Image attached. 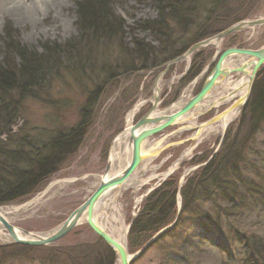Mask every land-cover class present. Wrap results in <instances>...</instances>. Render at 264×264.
<instances>
[{
    "label": "rangeland",
    "instance_id": "374dc122",
    "mask_svg": "<svg viewBox=\"0 0 264 264\" xmlns=\"http://www.w3.org/2000/svg\"><path fill=\"white\" fill-rule=\"evenodd\" d=\"M88 1L98 0H85ZM105 1L108 3L107 11L121 24L119 34L115 38L119 41L100 38L98 31L94 33L93 30H88L89 28L84 29L88 25L84 19L81 22L82 13L79 11V5L85 3L83 0H63L65 7L57 10L55 14L60 21L56 28L58 34L54 35L53 24L42 16L37 20L36 28L30 24L18 23L10 13L0 18V67L4 53L3 41L7 40L18 43L36 55L45 56V50L53 52L56 48L63 63L61 70L51 74L58 71L59 76L54 74L50 83L43 85L40 93H34L21 101L9 131L0 135V141L9 144L6 150L17 151V144L21 147V153H30V145L32 149L45 147L57 133L65 132L79 124L84 109H88L86 113L89 115L82 141L63 158L55 172L40 182L27 197L2 206H21L39 196L33 206L12 220L19 230L32 234L47 233L57 228L89 197L94 177L104 172L112 141L124 127L125 114L134 104L148 101L160 77L163 84L159 91V109L165 110L184 94L192 97L199 91L216 61V51L234 47L258 50L264 46L262 25L229 34L219 42L218 49L216 46L200 48L189 57L190 62L175 63L166 69L169 62L180 57L186 50L178 56L174 54L172 58H166L170 56L169 53L178 51L193 39H199L195 42L197 43L238 22L263 18L264 0ZM184 3L190 6L192 14L184 19L188 23L183 29L168 21L173 44L164 47L163 51L161 45L166 43L165 38L162 36L160 40L150 29H142L140 26L143 22L163 23L164 20H160L159 16L161 10L168 14V9H176ZM45 31L49 33L47 38L43 37ZM135 38L141 40L146 48H152L156 52L148 54L155 63L142 71L138 70L140 66L136 63L133 67L137 68L136 71L129 72L126 58L121 56L124 54L121 47H126L131 52ZM80 46L89 50V55L85 54V57L86 61L89 59L90 69L81 77H77L72 66H68L67 58L75 60ZM127 61L130 62L129 59ZM232 61L235 60L232 59L231 63ZM15 62L18 63L17 58ZM122 62L125 64L121 67ZM190 66L193 74L199 68L196 76L189 74ZM115 67H121L120 70L128 72L106 77L107 71L110 68L116 69ZM239 77V74L231 73L222 79L211 90L206 103L224 94ZM256 84H261L264 89V65L256 71L248 97L243 102L238 116L224 129L221 136L187 141L195 134L196 127L224 112L228 106L225 104L213 107L193 119L196 127L187 128L186 124L178 123L146 142L147 145L160 143L164 149L149 162L146 175L142 178L145 180L144 184L137 189L122 192L114 201V208L111 210V214L114 212L118 221L129 227V238L135 233V228L130 230V226L138 216L144 199L157 189L159 182L164 178L163 174L168 173L169 177L176 173L171 178L175 182H179L181 176L187 174L180 188L186 186L190 179L196 184L198 169L218 152L221 157L219 155L216 162L221 164L223 169L225 165L231 167L234 163L237 168L234 172L228 170L230 167L226 168L227 172L225 171L223 176L222 171L217 168V178L232 181L237 178L235 173L240 177L238 183L234 182L236 191L230 195L235 197L233 207L220 203L222 207L219 209L210 199H203L195 202L196 207L192 208L190 213L184 211L179 214L183 200L181 202L177 198V224L169 234L161 235L156 242L151 243L132 264H264V119L253 123L249 114V104ZM88 98L94 102L89 104V108ZM148 108L149 104L143 106L134 122L143 116ZM225 134L226 140L223 139ZM180 141L185 142L178 144ZM167 145L169 146L166 147ZM198 184L204 186L203 190L196 188L200 190L198 194L211 190L210 181L204 182V178ZM180 188L178 187L177 191ZM136 197L141 198L140 203L134 207ZM110 209L99 204L96 215L106 213ZM204 214L216 221L214 227L217 226L219 234L213 230L204 231L197 228V221ZM171 219L172 217L167 222ZM152 233L153 230L146 234L141 233L135 244H132L131 250L137 252L142 249L152 238L148 239ZM99 241L101 240L85 224H79L61 240L49 246L25 250L20 245L0 242V264H41L43 261L45 264L48 261L52 264H94L101 260L105 245L101 241L104 244L102 247ZM110 264H116V257Z\"/></svg>",
    "mask_w": 264,
    "mask_h": 264
},
{
    "label": "trees",
    "instance_id": "16d2710c",
    "mask_svg": "<svg viewBox=\"0 0 264 264\" xmlns=\"http://www.w3.org/2000/svg\"><path fill=\"white\" fill-rule=\"evenodd\" d=\"M83 1L85 2V0ZM107 4L108 3L105 0H98L88 1L79 5V11L82 13L80 20L82 22V19H84V22L88 25V27H84V29L89 28L88 30L91 29L94 33L98 31L97 33L100 38L117 40L115 38L119 34L121 24L110 14V12L107 11ZM160 12V20H164L163 23L147 22V24H144L143 22L140 27H142V29H150L160 40H162L161 37L163 36L166 41V43L163 42L164 44L161 45L163 50L167 45L173 44L171 36L169 35L168 21L175 23L183 29L185 24L188 23L184 19L192 13L190 11V6L187 3L178 5L176 9H168V14L163 13V10ZM198 40L199 39H193L191 43L186 44L178 51L175 50L172 53H169L170 56H167L166 58H172L174 54L178 56L187 50L193 42L195 43ZM142 43L141 40L135 38L131 52H129L126 47H121V50L124 52L121 56H125L126 66H128L129 72L136 71L137 68H133L136 63H138V67L140 66L138 69L140 71L147 70L150 65H154L155 63V60L148 57V54H156V52H154L152 48H146ZM81 47L82 46L79 47L75 60L69 57L67 58L68 66H72L77 77H81V75L90 69L88 66L90 65L89 59L86 61L85 57V54L89 55V50ZM3 50L2 67H0V135L9 131L10 126L16 118L17 110L21 101L34 93H40L43 90V85H46V82L47 84L50 83L54 74L59 76L58 71L51 75L52 72L61 70L63 66L62 60L58 56V53L60 52H58V49L56 48L53 49V52L49 50V52H46L45 50V56H43V54L36 55L34 52L27 51V49L20 46L18 43H14L12 40H7L3 41ZM63 53L65 54V51ZM15 58L18 59V63L15 62ZM127 59H129L130 62L127 61ZM125 62H122L121 67ZM146 63L151 64L145 65ZM191 66L189 67L188 72L190 71L189 74L193 77L198 74L199 68L195 70L193 74L191 73ZM121 67L119 69L116 67V69L110 68L109 71H107L108 73L106 74V77H115L121 75V73L128 72V70H120ZM97 91H100L99 88H97ZM250 101V120L253 122L264 119V89L261 84H256L254 87ZM91 102H93L92 99L88 98V108L90 107L89 104H91ZM86 111H88V109L83 110L79 124L75 125L73 128H69L65 132L57 133L47 146L41 147L40 149H32L31 145L28 146V148L31 149L30 153H21V147L18 144L17 151H7L6 149L9 144L0 141V207L20 201L27 197L40 182L44 181V179L55 172L58 164L66 155L79 146L85 135L84 129L86 123L89 120V115ZM223 139L226 140V134ZM228 149L229 148L227 147V150ZM217 153L218 152L213 155L208 163L198 169L197 172H199V175L195 176V179H197L196 184L190 179L186 186L181 187L182 189L180 188L179 191H177L178 181L176 180L175 182L171 179L176 174L173 173L161 182L155 191L150 193L147 198L144 199V204L140 208L138 216L130 226V230L135 228V233L129 238L128 231L126 237V246L129 253L135 252L131 250V246L132 244H135L141 233L146 234L153 230L152 236L148 238L150 239L160 230L166 228L176 220L173 226L161 233L154 242H156L161 235H166L171 232V229L177 224V194L181 196V202L183 200L179 214H182L184 211L190 213V210L196 207L195 202L203 199H210V201L216 203V206L219 209L222 207V203L232 206L235 197H231L230 195L236 191L234 188V182H239L240 175L235 173L237 178L232 179V181H229L226 178H217L219 176L217 168L219 171H222L223 176L227 172L226 168L230 167V165H225V169H223V166L216 162L217 157L220 155V153ZM219 157H221V155ZM236 166L237 165L234 163V165L228 168V170L230 169L234 172L235 168H237ZM202 178H204V182L210 181L211 190H206L205 192L198 194V191L200 190H196V188L201 190L204 188V186L198 184L201 182ZM170 212H172L171 216ZM170 217H172V219L167 222ZM214 222L216 223V221L212 220L209 215L204 214L197 221L196 226L199 230H213L217 232V226L214 227ZM217 233L219 234V232ZM99 242L103 247L104 244L101 241ZM21 248L25 250L34 249L32 247L23 246ZM114 258L115 255L104 245L101 260L94 264H106L108 262L110 264ZM58 263H60L59 260ZM41 264H45V262L43 261ZM46 264H52V262L48 261Z\"/></svg>",
    "mask_w": 264,
    "mask_h": 264
},
{
    "label": "bare ground",
    "instance_id": "6f19581e",
    "mask_svg": "<svg viewBox=\"0 0 264 264\" xmlns=\"http://www.w3.org/2000/svg\"><path fill=\"white\" fill-rule=\"evenodd\" d=\"M64 2L63 0H0V18H2L4 15H8L10 13L13 15L18 23H22L24 25L30 24L31 27H35L38 25L36 24L37 20L43 17L44 20H49L51 24L54 26L53 35L58 34L56 32V28L58 26V22L60 21L58 17H56V11L62 10L64 8ZM7 13V14H6ZM32 28V29H33ZM256 28V27H255ZM33 33V32H32ZM48 34L46 31L43 32V37L47 38ZM35 36L36 33L34 34ZM214 42V41H213ZM215 44V42H214ZM214 44H211V46H216ZM218 44L216 48L218 49ZM233 58V57H232ZM232 58L226 59L223 62L222 69L223 70H231L239 67L241 64L244 63L246 59L237 57L232 61ZM182 61H189L190 59L187 57L183 59ZM180 61V62H182ZM248 61V60H246ZM179 63V62H177ZM250 76V69H246L244 75L241 74L239 79L229 88L225 91L224 94H221L218 98H215L212 101H209L206 103L207 98L209 97L210 93L202 101L198 104L197 108L185 115L181 118V120L178 122L179 124H186L185 127L193 128L194 126L192 120L196 117L202 115L207 110L217 107L219 105H228L227 108L224 110V112H221L217 116V120L212 123L209 126H204L200 130V134L197 136V138L194 139V141H199L205 137L209 136H221L224 129L238 116L241 107L243 106V102L248 97V93L251 87V81L249 79ZM221 81V79H218L217 83ZM161 77L158 79L155 87L153 88V91L151 93V97L148 99V101L145 102H138L134 104L130 110L127 111L124 117V127L121 132H119L116 137L113 139L109 154H108V168L104 170L103 173L95 175L94 177V183L92 184V192L97 188L100 181L104 178H110L113 176H116L120 172H122L126 166L129 164L131 159V153H130V142L128 139V130L132 125H135L136 122L142 117H140L138 120L134 122V119L137 117L138 111L143 107L146 106V104H149V108L146 109L145 113H147L150 110L151 105L153 104V99L157 97L158 102L157 106L154 110L151 111V114L149 115L148 119L151 121H154L156 119L158 114H172L185 103L190 97L188 94H184L180 99L175 101L170 107H168L165 110H160V102H159V91L162 86ZM144 113V114H145ZM154 123L151 124V128L154 127ZM176 125V124H175ZM174 125V126H175ZM150 127V126H147ZM173 127V126H171ZM170 127V128H171ZM169 129V128H167ZM165 129V130H167ZM164 132V131H163ZM162 133V132H161ZM161 148L160 143H156L155 145H147V143L142 144V162L139 164V166L134 170V172L130 175V177L120 186L115 187L112 189L106 196L103 198L98 205H103V207L111 208L106 213H100L99 215H96V210L94 213V221L96 224L102 228L114 241H116L120 245H125L126 242V233L128 231V226H124L122 222L118 221L116 214L113 212L111 214V210L114 208V201H116V198L125 190H134L138 187H141L145 180L142 179L147 172V166L150 161H152L155 158V152L158 151V149ZM186 171V170H185ZM105 175V176H104ZM163 179L165 180L166 177H168V174H163ZM161 182H159L160 184ZM158 184V185H159ZM179 187V186H178ZM51 188V186L49 187ZM48 188V190H49ZM180 188V187H179ZM47 190V191H48ZM142 191V190H141ZM140 191V192H141ZM45 193V192H44ZM142 193V192H141ZM140 195V194H139ZM142 197V196H141ZM136 197L134 207L137 206L138 203H140V198ZM178 201L181 200V197L179 198V194H177ZM39 199V196L32 200L31 202L21 205V206H6V207H0V219L6 221L9 225H11L15 233L19 238H24L25 235H23L18 227H15L12 223V220L16 218L20 213L24 212L27 208L33 206ZM112 202V203H111ZM97 205V206H98ZM111 206V207H110ZM97 208V207H96ZM85 216H83L80 219V224H84ZM172 227V226H171ZM170 227L164 228L165 230ZM56 228L42 234H36L39 237H47L53 232H55ZM163 230V229H162ZM164 230V231H165ZM161 231V230H160ZM162 231L161 233H163ZM160 233V234H161ZM157 234V233H156ZM155 234V235H156ZM159 234V235H160ZM154 235V236H155ZM158 235V236H159ZM157 236V237H158ZM156 237V238H157ZM155 238V239H156ZM154 239V240H155ZM153 240V242H154ZM0 242H8L12 243V240L10 236L5 231L2 223L0 222ZM108 248V247H107ZM127 249V246H126ZM112 252V251H111ZM128 252V250H127ZM113 253V252H112ZM114 254V253H113ZM129 255L131 253L128 252ZM133 261L130 263L132 264ZM116 264H119L118 259L116 257Z\"/></svg>",
    "mask_w": 264,
    "mask_h": 264
},
{
    "label": "water",
    "instance_id": "95a60500",
    "mask_svg": "<svg viewBox=\"0 0 264 264\" xmlns=\"http://www.w3.org/2000/svg\"><path fill=\"white\" fill-rule=\"evenodd\" d=\"M264 25V17L259 18L256 20H249V21H241L238 22L231 27L225 29L224 31L218 33L217 35L207 38L205 40L199 41L192 46H190L184 54L180 57L176 58L175 60L169 62L166 65V69H168L171 65L182 61L185 58H189L195 51L199 50L200 48H204L207 46H211V44L218 45L219 42L229 34H234L240 32L245 29H251L255 27H259ZM214 41V42H213ZM216 61L206 79L200 86L199 91L192 97H190L185 103L172 114H158L154 121H150L148 119L151 111L155 109L158 105V99L155 97L153 99V104L150 107V110L145 113L139 120L136 122L135 125H132L128 130V139L130 142V153L131 159L129 164L126 168L117 174L116 176L102 179L95 188V190L89 195V197L76 209H74L70 215L56 228L55 232L50 234L47 237H39L36 234L28 233L26 231L20 230V232L25 235L24 238H19L15 233L14 228L9 225L6 221L0 219L5 231L10 236L12 240V244L20 245V246H27V247H43L52 245L59 240H61L64 236H66L71 230H73L76 226L80 224V219L85 216L84 224L92 231V233L100 239L106 247H108L114 255L117 257L119 264H130L132 261L137 259L141 253L153 243V240L165 229L159 231L155 236H153L149 241L146 242L144 247L139 251L135 252L132 255H129L126 249V242L125 245H120L116 241H114L102 228H100L96 222L94 221V213L98 203L105 198V196L115 187L122 185L134 172V170L141 164L142 162V144L146 143L151 137L160 134L165 129L178 124L182 117L187 115L188 113L194 111L198 104L204 101L211 90L216 85L218 79H224L229 74H243L245 73L246 69H250V76L249 79L251 82L254 80V76L256 71L261 65H264V46L258 50H249V49H240V48H228L222 52L216 51L215 53ZM235 59L237 57H242L248 61H244L239 67L231 70H223L222 65L226 59L229 58ZM155 87V86H154ZM158 107V106H157ZM217 120V116L209 119L205 123L196 127L195 134L190 137L187 141L194 142V139L200 134V130L204 126H209ZM154 123V127L151 128V124ZM150 126V127H147ZM188 128V127H187ZM185 141H180L178 144H182ZM167 145L166 147H168ZM165 147V148H166ZM164 148H159L158 151L155 152V157H157L161 150ZM212 156H210L211 158ZM207 163V162H206ZM109 161L107 160L106 168H108ZM197 168V167H196ZM194 168V169H196ZM193 169V170H194ZM191 171V169H190ZM184 174L181 176L178 182V186L180 187L185 176ZM105 176V175H104ZM177 207H179V203L177 202ZM179 213V210H177ZM173 224H170L167 227H171ZM129 228V227H128Z\"/></svg>",
    "mask_w": 264,
    "mask_h": 264
}]
</instances>
